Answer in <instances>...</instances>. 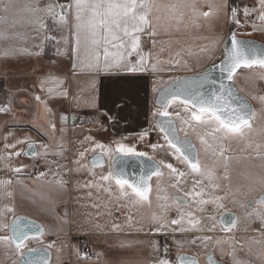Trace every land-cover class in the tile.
<instances>
[{
  "label": "snow or ice",
  "instance_id": "obj_1",
  "mask_svg": "<svg viewBox=\"0 0 264 264\" xmlns=\"http://www.w3.org/2000/svg\"><path fill=\"white\" fill-rule=\"evenodd\" d=\"M257 3L258 7H244L242 14L247 20L255 12L257 19L264 26V0H257ZM207 7L209 11H202L200 0H170L167 3L161 0H47L46 3L41 0H29L24 6V11L28 14L27 23L37 35L43 33L44 40L56 42L58 54L68 55L66 51L62 52V49H66L70 41L68 38H58L50 34L46 20L50 19L61 28H70L72 40L69 59L72 61L74 75L79 71L97 78L102 75L111 77L121 74L153 77L151 92L155 94V98L154 110L151 112L152 128L160 134L164 143L151 144L150 147L153 153L157 149H164L165 154L172 157L176 163L165 159L157 160L154 155L137 151L134 146L127 145L122 140L114 141L115 148H106L103 144L95 143L91 148L85 147L79 151L72 161L77 170L88 171L90 180L82 185L89 189L88 196H92L94 189L98 195L107 194L111 199L115 189L117 201L124 200L133 208L145 204L151 206L153 188L150 182L156 177L159 211L152 214L148 223V230L153 235H172L173 242L182 247L184 241L176 240L177 233H204L195 235L188 242L193 245L199 243L204 248L215 245V250L222 256L226 254L231 264H249L237 255L239 242L235 235H229L237 229L239 218L221 217L218 220L217 213L224 206L223 201L228 198V193H231L232 202H237L235 197L239 195V191L233 192L230 184L221 183L230 181L231 162L240 158L235 153L243 154L246 160L264 161V131L261 132L259 140L254 139L257 113L249 101L237 93L235 86L239 69L264 70V48L249 41L239 40L235 32H230L223 38V58L218 63H212L192 76L172 77L166 81L158 76L161 72H170L181 67L194 71L188 67L187 60L180 51L173 52V41L162 37H170L173 31L179 32L182 26L199 28L200 21L210 16L223 15L239 26L241 10L229 7L227 0H220L219 3L208 2ZM17 8L15 0H0V24H7L9 18L17 14ZM12 26H15V20ZM11 39L24 38L20 34L11 36L0 31V41ZM147 44H151V50H145ZM215 45L216 41L213 40L209 45L203 46L200 52L211 53ZM164 53H167V59H162ZM2 54L6 58L14 55L31 57L39 56L41 52L39 46L34 49L11 47L3 50ZM208 58L211 59V56ZM165 64L168 65L167 68L162 66ZM260 78L264 79V71ZM64 83V78L48 74L39 80V89L46 94V99H42L39 94L34 95V99L44 105V111L50 117L48 131L52 133L57 131V123L51 119L53 110L47 100L68 99L69 90L63 87ZM91 83L94 86L96 80ZM253 99L264 105V95L254 96ZM73 103H78L77 97H73ZM85 106L101 111L98 108L95 88L91 100L85 101ZM119 107L117 103L115 115L109 111H103L101 114L115 123L119 119ZM9 111L10 107L0 106V113ZM58 119L61 124L59 131L63 134V125L69 119L75 125L77 117L61 114ZM150 131H141L138 133V139L143 141L150 135ZM4 139L7 141L8 137L5 136ZM29 140L30 138L26 137L13 144L5 143L4 148L14 149L16 144L27 143L29 151L24 152V155H39L35 144ZM234 143L237 145L236 149L232 147ZM40 147L44 149L45 156L51 150L55 156L64 158L62 137L55 148L46 144ZM97 149H100L99 154H96ZM89 151L94 153L90 160L91 167L84 162ZM202 153L211 160V165L202 163ZM12 155L20 156L21 152H10L7 158L10 159ZM126 157L141 160L142 165V158L147 159L148 163L142 167L138 178L129 176L122 166L118 167ZM261 167L264 168V164ZM22 168L23 166L13 167L10 170L20 173ZM97 168L101 170L97 172ZM45 175V172H41L37 179ZM165 177L171 192L161 187V181ZM56 183L61 187L66 185L62 178ZM257 183L264 188V176ZM11 184V179L0 180V188ZM6 195L12 197V192L8 191ZM239 206L245 209L249 224L258 222V231L264 235V194L255 201V206L251 202L241 203ZM104 207H107V204ZM173 211L176 213L175 218L169 216ZM14 212V207L5 205L0 210V217H4L5 213ZM108 214L111 215V210ZM205 218L208 223L203 222ZM21 219L23 217L13 215L11 223L0 220V232L4 233L0 234V246L11 251L16 257L13 264H50L51 249L56 247L55 244L44 245L41 237L45 235V231L42 226L30 221L27 229H23L20 227ZM126 220L128 226L132 227L133 216H127ZM96 227L99 229V225ZM217 228L223 235H210L215 233ZM112 230H121V225L114 223ZM137 231L144 232V226H139ZM31 240L44 246L30 248L28 242ZM152 243L154 251L161 250L158 241ZM239 249H243V244H239ZM56 251L59 252L60 249L56 248ZM167 252L165 246L161 258L153 264H171L166 259ZM80 258L88 259V256L81 254ZM206 260L207 264H218L211 252ZM188 264H199V261L191 258Z\"/></svg>",
  "mask_w": 264,
  "mask_h": 264
},
{
  "label": "crops",
  "instance_id": "obj_2",
  "mask_svg": "<svg viewBox=\"0 0 264 264\" xmlns=\"http://www.w3.org/2000/svg\"><path fill=\"white\" fill-rule=\"evenodd\" d=\"M233 0H227L230 6ZM254 0H235L236 3H249ZM63 2V0L61 1ZM167 3L170 0H161ZM202 11L209 10L207 3L212 0H200ZM234 6V5H233ZM202 20L200 21V23ZM223 36L217 40L215 49L209 59L202 67L215 58L223 45V38L228 35L231 24L228 25ZM188 26L181 27L179 32L173 31L170 37H162L173 41L172 50L180 51L184 59L189 62L203 60V53L200 49L209 45L208 36L200 28ZM50 34L58 38H68L70 41L66 49L68 55L57 53V44L53 40L41 41L37 46L41 54L39 56L14 55L4 57L8 64L16 65L21 70L13 69L7 72H0V106L10 107V111L0 113V180L11 179L12 184L6 188H0V210L5 205L14 207V213H5L0 217L6 223H11L13 215L16 217H27L39 222L44 231L50 230L44 245L54 243L55 248L51 249L52 257L50 264H149V233H141L129 227L126 217L133 216L132 224L139 207L133 208L124 200L117 201L115 189L111 199L107 194H97L92 190V196H88L89 189L82 185L90 180L87 169L77 170L72 162L79 151L83 148H91L95 143L103 144L106 148H115L114 141L122 140L127 145L134 146L137 151L151 152L150 145L154 143V130L151 129L153 120L151 105L155 94L151 92L152 76H132L121 74L120 76L94 77L91 74L72 71L71 55V32L69 27L61 28L52 23L49 28ZM29 42L20 47L32 49ZM145 50H151V44L145 45ZM0 55V59H1ZM162 59H167V53L162 54ZM7 64V65H8ZM167 68L168 65H162ZM198 69V70H200ZM197 71H187L183 67L164 71L158 74L159 77H182L195 74ZM48 74L64 78V88L69 90V98L48 99L47 103L52 108L51 119L57 123V131H48L49 116L44 111V105L34 99L39 94L46 99V94L39 89V80ZM96 80L93 86L92 81ZM93 88L97 98L98 108L85 106V101H90L93 96ZM73 97L78 98V103H73ZM119 104V119L117 122H110L103 116V111L116 114V104ZM68 114L69 117H77L75 125L71 119L63 125L65 131L60 133L61 124L59 116ZM144 130H151L150 135L143 141L138 139V133ZM11 133V135H9ZM8 139L5 141L4 137ZM30 138L29 142L34 143L39 155L26 156L24 152L29 151L28 144H16L14 149H5L4 144L16 143L17 140ZM63 139L64 158L55 156L50 150L45 156L42 144H56ZM90 138V139H86ZM20 151V156L12 155L7 158L8 153ZM100 149L96 150L99 154ZM91 151L86 153L85 163L91 167ZM106 159V158H105ZM20 173L10 170L13 167H21ZM107 164H105V170ZM99 172L101 169H95ZM41 172L44 177L37 179ZM19 177V182H17ZM63 179L66 185L61 187L56 183ZM12 192V197L6 193ZM51 196L52 208L48 213L43 206L49 202ZM94 204L100 205L93 207ZM107 204V207L104 205ZM111 210V215L108 211ZM6 217V219H5ZM121 225V230L113 231V224ZM99 225V229L96 227ZM0 234H4L0 232ZM160 237H163L162 235ZM163 242L161 243V245ZM44 245L28 243L30 248H39ZM88 245L96 257L81 259L83 246ZM56 248L60 251L57 252ZM161 251H163L161 249ZM99 254V255H97ZM16 257L3 246H0V264H13Z\"/></svg>",
  "mask_w": 264,
  "mask_h": 264
},
{
  "label": "rangeland",
  "instance_id": "obj_3",
  "mask_svg": "<svg viewBox=\"0 0 264 264\" xmlns=\"http://www.w3.org/2000/svg\"><path fill=\"white\" fill-rule=\"evenodd\" d=\"M62 1V0H61ZM29 2V0H15V3L18 5L17 8V14L9 18V22L7 24H0V31L7 32L11 36H15L16 34H20L23 36V40H16V39H11L8 41H0V55L2 56L0 59V72L4 73L7 72L8 70H21L20 67L17 68L16 65H11L5 62L4 60L5 56L2 54L3 50L11 48V47H20L21 45L29 42L30 45H32V49L36 48V46L43 41V33L37 35L34 31V29L27 23V13L24 11V6ZM42 3H46L47 0H41ZM220 0H212V3H219ZM255 5L252 4H245V3H236L235 0L233 2V5L231 7H236L240 9L239 13V20L240 24L239 26L233 24L229 18L224 17L223 15H218V16H210L208 19L204 20L202 19V22L200 23L202 26V32L204 34H207L208 36V43L210 44L211 41L219 40L224 32L226 31V28H228L229 24H231L230 30L227 29V33L229 32H235L237 37L240 38H258V40L262 43H264V26L261 25V22L256 19L254 20L253 24L250 25L249 21L245 20L243 14H242V9L244 7L248 8H253V7H258L257 0H254ZM209 11V10H208ZM207 12V10H205ZM251 16L256 17V13L253 12ZM15 20V26H12V22ZM46 23L48 25V29L51 28L52 26V21L46 20ZM201 26L199 27V30H201ZM255 26V27H254ZM228 33V34H229ZM263 39V40H262ZM22 48V47H21ZM213 51L211 53H203V60L202 61H193L188 63V67L200 72L202 71L200 67H202L208 60V56H212ZM223 58V53L222 51H219V53L215 56V58L207 65H211L212 63H216L220 59ZM8 64V65H7ZM206 68V67H205ZM200 69V70H198ZM262 71L258 68H253V69H241L238 71V75L235 77V86L236 89L243 95L245 96L253 106V109L257 113V117L255 120V132L253 134L254 139L259 140L261 138V132L264 131V105H261L257 100L253 99L254 96H260L262 94H259V88L258 85L260 86V81L264 82V79H261V74ZM174 77H179V76H174ZM163 80H168L172 77H159ZM264 95V94H263ZM152 109L154 110L153 103L151 105ZM172 111V109H170ZM153 121V120H152ZM152 121H151V129L152 128ZM154 137L155 143H160L163 144V140L161 139L160 134L154 130ZM197 146L198 142H197ZM233 149L237 148V145L234 143L233 144ZM151 155H154L157 160L159 159H165L168 160L169 162L176 163L175 160L167 156L165 154L164 149H157L155 153H153L152 149L150 152ZM238 155L240 158L239 160H233L231 162V168H230V181H222V184H230L231 189L233 192H236L237 190L239 191V195L235 197L236 203L232 202V197L231 193H228V198H226L223 201V207L224 208H231L238 212L240 214V219L238 222V227L237 229H234L233 233H230L229 235L234 234L237 241L239 244H243V249H239V244L237 245L238 251L237 255L242 258L247 260L249 263L253 262L255 264H264V237L262 238V235L259 233V223H252L249 224V220L246 217L245 211L239 206L241 203H247L249 200H252L253 198H259L261 194L264 192L263 188L260 187V185L257 183V181L264 176V168L261 167L262 164H264V161L260 160H252V159H244L243 154L237 152L235 153ZM201 160L202 163H208L211 165V160L208 159V157L204 156L203 153L201 155ZM182 167V166H180ZM167 172V170H165ZM156 177L152 178V181L150 182L152 184V194H151V206H148L145 204L142 207H139L138 213L135 215V220H134V229L137 230L139 226H144V232L141 233H149L151 236L149 237V250H150V263L153 264L154 261L158 260L161 258L162 252L163 251H154V246H153V241H158L160 249H161V243L166 244L168 246V252L166 255V259H168L171 264H178L177 259L180 255L183 254H190L193 256H200L201 254L204 253L205 250L208 249H213L215 256L222 262H225L226 264H231L230 258L225 254L221 255L219 251H216L215 245H209V247L204 248L201 246L199 243L193 245L189 243L195 235H204V233H185L183 235H180L179 233L176 234V240H183L184 244L183 246H178L176 243L173 242V237L172 235H162V234H156L153 235L151 231L148 230V223L150 221V218L154 212H158L159 209L157 207V200H156ZM190 187V182L189 185ZM161 187L164 189H167L169 192H171V189H168L167 185V180L166 177L161 181ZM225 192H227V189H225ZM221 195H224L225 193H220ZM51 196H49V202L46 203L43 208L50 213L52 206L51 203ZM254 200V199H253ZM211 207V206H209ZM221 209V210H222ZM169 216L171 218L176 217L175 211L169 213ZM138 222V223H137ZM204 223H208L207 219L205 218ZM257 226H254V225ZM175 227V226H173ZM247 229V230H246ZM218 232H220L219 228H217ZM140 232V231H139ZM238 232H246L244 234H238ZM50 235V230L48 228L45 229V235L41 237L43 241L46 240V237ZM163 237H160V236ZM223 233L220 232L221 236ZM262 238V239H261ZM254 239H260L262 240L257 242L251 241ZM28 243H37L35 240H31ZM257 243V244H256Z\"/></svg>",
  "mask_w": 264,
  "mask_h": 264
},
{
  "label": "water",
  "instance_id": "obj_4",
  "mask_svg": "<svg viewBox=\"0 0 264 264\" xmlns=\"http://www.w3.org/2000/svg\"><path fill=\"white\" fill-rule=\"evenodd\" d=\"M239 40H242V41H249V42H252L254 45L260 47V48H264V44L259 42V41H255V40H250V39H245V38H240V37H237ZM224 47V42H223V45L221 47V50L223 49ZM223 53V52H222ZM221 60V59H220ZM219 60V61H220ZM219 61H217L216 63H218ZM210 66V65H209ZM208 67V66H207ZM243 69V68H242ZM204 70V69H203ZM202 70V71H203ZM241 70V69H239ZM238 70V71H239ZM196 74V73H195ZM195 74H189V75H184V76H192V75H195ZM182 76V77H184ZM237 90V89H236ZM237 93L240 95V96H243L238 90H237ZM245 97V96H243ZM246 98V97H245ZM247 99V98H246ZM248 100V99H247ZM249 101V100H248ZM249 103L251 104V102L249 101ZM252 105V104H251ZM253 107V106H252ZM143 159V165L141 163V160H138L136 158H129V157H126V158H123L122 162L120 165H118V167H123L125 172L129 175V176H133V177H139L140 173H141V170H142V167L146 166L148 161L146 158H142ZM20 217H23V216H20ZM232 217H235L233 214H230V213H227L225 215H223V218H226V219H230ZM34 222L35 224H38L40 226H42L39 222L37 221H34L30 218H27V217H23V219L20 220V227L23 228V229H27V226L29 224V222ZM43 228V226H42ZM44 229V228H43ZM40 248V247H39ZM181 258H183V264H188V261L191 259V258H195L197 259L195 256H192V255H188V254H183V255H180L177 259V263L178 264H181ZM214 258V257H213ZM215 259V258H214ZM216 260V259H215ZM217 261V260H216ZM218 264H223L219 261H217Z\"/></svg>",
  "mask_w": 264,
  "mask_h": 264
},
{
  "label": "flooded vegetation",
  "instance_id": "obj_5",
  "mask_svg": "<svg viewBox=\"0 0 264 264\" xmlns=\"http://www.w3.org/2000/svg\"><path fill=\"white\" fill-rule=\"evenodd\" d=\"M249 4H252V5H255V2H249ZM257 19V16L256 17H254V19H253V17L250 15L249 17H248V19H247V21H249V23H250V25H252L253 24V22H254V20H256ZM257 21V20H256ZM247 39H250V40H255V41H259L258 40V38H247ZM263 40V39H262ZM260 42V41H259ZM262 43V42H261ZM264 44V43H263ZM248 70V69H247ZM258 88L260 89L259 90V92H257V93H259V94H264V82L263 81H260V86L258 85ZM252 104V103H251ZM263 191H264V188H263ZM262 194H264V192L262 193ZM261 194V195H262ZM254 199V200H253ZM252 200H249L247 203H249V202H251V203H253V205L255 206V201L256 200H258L257 198L255 199V198H253ZM222 209V208H221ZM221 209H219V212L217 213V219L219 220V219H221V217H223V215H225V214H227V213H230V214H233L235 217H238L239 219H240V214L238 213V212H236L235 210H233V209H231V208H223L222 210ZM244 211H245V209H243ZM254 226H257L256 224L254 225ZM244 233H246V232H238V234H244ZM210 235H213V236H219L220 235V232H218V231H216L215 233H210ZM264 237V235H262V238ZM261 238V239H262ZM251 241H254V242H259V241H261L262 242V240H260V239H254V240H251ZM256 243V244H257ZM213 253V257L217 260V261H219V262H221V263H223V264H226L225 262H222V261H220L216 256H215V253H214V250L213 249H208V250H205L204 251V253L203 254H201L200 256H196V258H197V260L199 261V264H207V260H206V257H207V255H208V253ZM188 255H190V254H188ZM193 256V255H192ZM249 264H255V263H253V262H250Z\"/></svg>",
  "mask_w": 264,
  "mask_h": 264
},
{
  "label": "built area",
  "instance_id": "obj_6",
  "mask_svg": "<svg viewBox=\"0 0 264 264\" xmlns=\"http://www.w3.org/2000/svg\"><path fill=\"white\" fill-rule=\"evenodd\" d=\"M231 7V6H230ZM167 247V249H168V246L166 245V244H162L161 245V249L163 250V248L164 247ZM82 252H83V254H87V256L89 257V258H94V257H96V254L93 252V250L88 246V245H85V246H83V248H82Z\"/></svg>",
  "mask_w": 264,
  "mask_h": 264
},
{
  "label": "trees",
  "instance_id": "obj_7",
  "mask_svg": "<svg viewBox=\"0 0 264 264\" xmlns=\"http://www.w3.org/2000/svg\"><path fill=\"white\" fill-rule=\"evenodd\" d=\"M232 2H234V0Z\"/></svg>",
  "mask_w": 264,
  "mask_h": 264
}]
</instances>
